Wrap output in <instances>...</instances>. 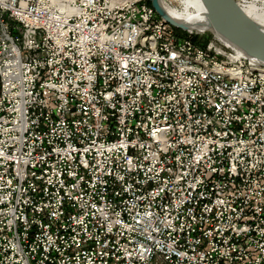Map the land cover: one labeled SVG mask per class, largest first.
Wrapping results in <instances>:
<instances>
[{
	"label": "built area",
	"instance_id": "2783aa9c",
	"mask_svg": "<svg viewBox=\"0 0 264 264\" xmlns=\"http://www.w3.org/2000/svg\"><path fill=\"white\" fill-rule=\"evenodd\" d=\"M0 4V264H264L253 58L151 4ZM169 48L248 61L247 86Z\"/></svg>",
	"mask_w": 264,
	"mask_h": 264
},
{
	"label": "bare ground",
	"instance_id": "6f19581e",
	"mask_svg": "<svg viewBox=\"0 0 264 264\" xmlns=\"http://www.w3.org/2000/svg\"><path fill=\"white\" fill-rule=\"evenodd\" d=\"M118 1V0H113ZM164 12L175 22L187 26L191 30H206L218 36L227 44L235 47L228 39H226L216 28L212 22L210 12L205 0H183L182 9L178 10L172 5H169L164 0H158ZM126 2L127 6H145L148 4L144 0H121ZM58 4H69V0H58ZM255 6L249 4L246 7H241L246 16L254 22L256 18L262 23L264 19H260L258 13L255 12ZM0 13H14V6L0 4ZM263 14V13H262ZM264 24V23H263ZM258 31L264 36V25L259 26ZM155 53H162V44L160 41H153ZM169 57L181 63H189L202 69L206 74L214 77H221L222 80L235 81L239 80V86H247V79H242V75H249L248 61H237L234 68H228L225 61L212 62L204 55H199L196 52H187L179 48H169ZM251 76L264 80V67L254 59H249ZM109 68H117V60L109 59ZM242 72V73H241Z\"/></svg>",
	"mask_w": 264,
	"mask_h": 264
},
{
	"label": "water",
	"instance_id": "95a60500",
	"mask_svg": "<svg viewBox=\"0 0 264 264\" xmlns=\"http://www.w3.org/2000/svg\"><path fill=\"white\" fill-rule=\"evenodd\" d=\"M155 11L171 25L188 29L169 18L158 0H149ZM212 22L217 30L238 50L256 60L264 67V36L255 23L249 20L235 0H205Z\"/></svg>",
	"mask_w": 264,
	"mask_h": 264
},
{
	"label": "rangeland",
	"instance_id": "374dc122",
	"mask_svg": "<svg viewBox=\"0 0 264 264\" xmlns=\"http://www.w3.org/2000/svg\"><path fill=\"white\" fill-rule=\"evenodd\" d=\"M118 1H120V0H118ZM144 1L147 2L149 0H144ZM235 1L239 4L240 7H246L249 4H251L252 6H255L254 7L255 12L258 13L260 19H264V0H235ZM165 2L168 3L167 1H165ZM169 5H172L176 9L180 10L183 7V0H169ZM253 21L256 24L255 26L258 28H259V26L264 25L263 24L264 22L262 23L260 20L258 21V19H256V18ZM201 36L204 38H207L206 41L207 40H215V37L212 35V33L208 32V31L206 33L202 34ZM204 41H205V39H204ZM204 44H206V42H204Z\"/></svg>",
	"mask_w": 264,
	"mask_h": 264
},
{
	"label": "trees",
	"instance_id": "16d2710c",
	"mask_svg": "<svg viewBox=\"0 0 264 264\" xmlns=\"http://www.w3.org/2000/svg\"><path fill=\"white\" fill-rule=\"evenodd\" d=\"M148 2V4H150V2L149 1H147ZM206 40V39H205Z\"/></svg>",
	"mask_w": 264,
	"mask_h": 264
}]
</instances>
